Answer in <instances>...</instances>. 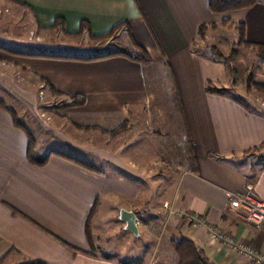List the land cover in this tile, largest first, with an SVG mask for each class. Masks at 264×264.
<instances>
[{
	"label": "crops",
	"instance_id": "crops-1",
	"mask_svg": "<svg viewBox=\"0 0 264 264\" xmlns=\"http://www.w3.org/2000/svg\"><path fill=\"white\" fill-rule=\"evenodd\" d=\"M14 1L41 27L49 28L57 19L62 20L60 28L70 36L79 32L83 22L95 36L127 22L133 42L149 56V64L160 65L172 78L183 123L179 143L185 141L191 158L188 168L172 172L173 186L152 214L144 190L108 172L102 164L135 179L143 176L118 158L123 149L121 136L115 139L112 152L107 149L106 137L101 142L89 138L79 146L59 131L62 126L64 130H92L109 136L124 123L129 129L138 121L137 126L145 117L140 114L150 109L142 66L123 56L96 61L25 60L28 68L64 97L84 98L82 106L56 109L54 127L45 129L67 146L77 148L80 155L68 154L63 148L37 151L33 135L40 130L34 129L30 120L24 123L22 114L12 111L0 92L5 106H0V264H166L160 255L154 262L153 252L139 262L113 260L107 253L109 238L103 239L104 231L98 230L100 211L107 209L121 232L130 233L120 219L121 212L134 213V235L140 234V226L151 229L162 220L159 230L169 237V244L180 236L187 237L214 264L245 263L231 257L223 247L210 245L206 225L264 254V228L243 220L240 213L244 207L234 211L231 206L232 195L245 192L247 186L264 201V157L256 150L264 141V109H246L224 95L208 92L206 80L223 81L220 78L225 68L191 50L199 25L225 18L243 22L247 45L264 49V0L226 12L233 18L211 13L207 0ZM12 114L18 116L13 118ZM44 156L47 159L42 165L30 161V157ZM122 247L120 253L129 249L126 242ZM150 247L154 246L148 244Z\"/></svg>",
	"mask_w": 264,
	"mask_h": 264
},
{
	"label": "rangeland",
	"instance_id": "rangeland-1",
	"mask_svg": "<svg viewBox=\"0 0 264 264\" xmlns=\"http://www.w3.org/2000/svg\"><path fill=\"white\" fill-rule=\"evenodd\" d=\"M222 17L233 18V14L225 13ZM228 20L232 22L231 19ZM219 22L213 23L218 24ZM125 43L127 45L128 42L123 31L117 32L115 37L100 44L92 43L85 33L70 36L64 34L60 26L41 27L31 17L28 10L16 1L0 0V92L7 97L6 104L12 108V111L16 110L22 114L24 123L26 119L30 120L34 129L40 130L34 131L33 135V144L37 151L43 150L44 152L49 149L63 148L67 150L68 154L80 155L77 148L67 146L61 139L55 138L54 135L46 131L54 127L52 124L55 120L54 112L56 109H60V105L68 103V98L64 95L51 94L46 83L41 81L45 78L28 68L24 61L33 57L66 59L64 56L86 55L97 49L96 47L100 50L105 46L117 48ZM236 43V30L218 25L216 28L208 27L204 39L196 36L192 40L191 50L211 59L210 47H215L223 55L229 56L233 44ZM142 68L145 88L150 96V109L148 113L140 114L145 117L143 120H139L137 126L138 121L134 123V127L131 126L129 129L127 124L120 131H111L109 136L100 135L98 131L92 130L85 132L83 130L76 132L69 128L64 130L62 126L59 131L63 138L73 140L79 146L87 143L89 138L91 141L101 142V139L106 137L107 149L112 152H114L115 139L118 138L117 136H121L119 141L122 143L123 149L118 158L124 165L134 168L143 176L135 179L126 172L113 171L111 166L103 162L104 168H107L108 172L112 171L129 179L140 189L142 188L146 194L145 197L149 199L150 208L159 210L158 204L169 194L173 186L175 175L172 172L188 168L191 153L185 141H182V144L179 143L182 140L183 123L176 109L177 96L174 95L176 90L173 88L171 76H168L169 72L166 70L164 73L160 65L147 64ZM224 68V77L220 78L224 80L214 81L209 78L206 80V88H225L228 90L225 97L233 100V96H240L253 107L264 109V92L257 89L250 91L246 89V79L249 76L255 83L264 85V61L258 55L257 49L245 45L236 46L230 67ZM2 98L5 99V97ZM0 106L5 107L3 104ZM15 115L12 114L13 118ZM127 129L128 132L124 133ZM100 144L96 143V146L103 147ZM113 154L117 156L115 153ZM258 154L263 155L264 151L257 150ZM152 211V214L155 215L154 209ZM100 214H102V224L98 230L100 233L104 231L103 239L109 238L106 243L109 246L107 253L113 260L139 262L143 258H149L153 252V255L156 256H154V262L160 255V261H165L166 264H176L175 255L167 240L169 237L164 235L163 230H159L162 220L152 225L151 229L140 226V234L134 235L130 234L131 232H121L116 228V225L110 220L111 211L109 209L100 211ZM152 217L150 216L149 219ZM125 242L129 249L120 253ZM100 244V246L106 245ZM148 244L154 247L147 248ZM99 252L97 250V253Z\"/></svg>",
	"mask_w": 264,
	"mask_h": 264
},
{
	"label": "trees",
	"instance_id": "trees-1",
	"mask_svg": "<svg viewBox=\"0 0 264 264\" xmlns=\"http://www.w3.org/2000/svg\"><path fill=\"white\" fill-rule=\"evenodd\" d=\"M208 2V8L211 13L213 14H222L230 11H238L241 9L249 8L253 5H255L258 0H207ZM54 25L62 26L63 22L62 20L57 19L54 23ZM53 25V26H54ZM223 26L230 30H236L237 32V43L233 44L232 49L230 50V55L225 56L221 52H219L215 47H210L209 50L211 52V60L216 63L222 64L224 67L229 68L231 64V58L235 53V47L245 45L248 46L245 41V26L243 22H237L232 23L228 19L221 20L218 24L215 23H209V24H201L198 26L196 30V36L200 39H204L205 37V31L208 27L216 28L217 26ZM62 32L65 34L66 32L64 29H61ZM119 31H123L127 38V45L126 43L124 45H119L117 48H110L109 46H105L101 50L96 47L92 52H89L86 55H77L74 54L72 56H64L69 59L74 60H81V61H96V60H103L108 59L116 56H123L126 57L132 61L138 62L142 67L146 66L150 62L149 56L145 53V51L135 45L133 42V39L130 34V28L127 22H122L116 26H114L108 33L95 36L91 33L89 25L87 23H81L79 32L76 35H82L85 33L89 40L92 43H103L106 42L108 39H111L115 37L116 33ZM258 55L262 58L264 61V49L263 48H257ZM41 56V55H39ZM59 57L58 55H50ZM42 79V78H41ZM44 83H46V86L51 91V94L56 96H63L59 92L55 91L52 85L49 83V81L42 79ZM174 88V84H173ZM175 89V88H174ZM246 89L250 91L251 89L263 91L264 92V85H260L254 82L253 78L249 76L246 79ZM208 92H212L218 95H226V92L228 93V90L225 88H206ZM174 95L177 96L176 92H174ZM232 97V96H231ZM68 98V103L60 105L59 108H68V107H78L82 106L84 104V98L81 96H66ZM233 100L236 101L238 104L244 106L246 109H252L253 106L247 103L244 99H242L240 96L234 97ZM2 104V101H0V105ZM176 109L178 114L180 113L179 105L176 99L175 102ZM15 123L19 125V122L17 119H15ZM126 126V123L120 125L118 128H116V131H120L124 129ZM187 145V144H186ZM188 150H190L189 146L187 145ZM256 150H263L264 151V141L256 148ZM64 157V156H63ZM264 157V154L262 155ZM47 159V156L42 158H36V157H30V161L37 165H42L45 163ZM88 168H91L89 165L83 164ZM170 248L175 255L176 258V264H214L212 263L207 256L205 255L204 251L196 246L192 241H190L187 237L180 236L176 239H173L170 241ZM33 264H41V263H33Z\"/></svg>",
	"mask_w": 264,
	"mask_h": 264
},
{
	"label": "built area",
	"instance_id": "built-area-1",
	"mask_svg": "<svg viewBox=\"0 0 264 264\" xmlns=\"http://www.w3.org/2000/svg\"><path fill=\"white\" fill-rule=\"evenodd\" d=\"M231 206L234 211L244 207L245 210L240 215L243 220L253 226L264 228V201L258 199L251 186H247L245 192L232 195ZM182 214L176 213L177 217ZM207 242L210 245L217 244L226 249L231 257L242 260L245 264H264V254H258L252 246L244 241H236L227 232L216 229L211 225H206Z\"/></svg>",
	"mask_w": 264,
	"mask_h": 264
},
{
	"label": "water",
	"instance_id": "water-1",
	"mask_svg": "<svg viewBox=\"0 0 264 264\" xmlns=\"http://www.w3.org/2000/svg\"><path fill=\"white\" fill-rule=\"evenodd\" d=\"M120 219L126 223V230L130 231L133 234L137 233L134 213L123 210L120 214Z\"/></svg>",
	"mask_w": 264,
	"mask_h": 264
}]
</instances>
